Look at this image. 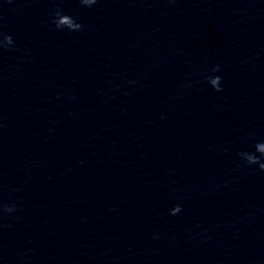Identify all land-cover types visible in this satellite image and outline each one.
<instances>
[{"label": "clouds", "instance_id": "obj_1", "mask_svg": "<svg viewBox=\"0 0 264 264\" xmlns=\"http://www.w3.org/2000/svg\"><path fill=\"white\" fill-rule=\"evenodd\" d=\"M8 3H12V0H7ZM98 0H78V3L82 7H93ZM52 23L57 30H67L68 32H78L83 30V25L77 21L74 16L66 14L62 9L55 8L52 15ZM14 47V40L11 35L0 33V50H10ZM221 71L220 64H216L212 67L211 72L218 73ZM207 83L217 92L223 91L221 87V77L219 75H212L206 77ZM254 151H240L237 155L244 165L258 166L261 172H264V141H258L254 144ZM241 164H237V168H240ZM17 210L16 203L5 204L0 208V217H7L9 214ZM182 211L180 205L174 206L169 214L178 215ZM7 227L8 225H4Z\"/></svg>", "mask_w": 264, "mask_h": 264}]
</instances>
